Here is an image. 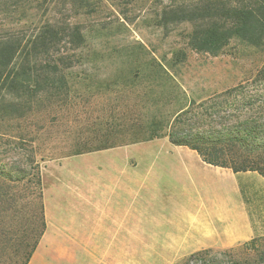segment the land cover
<instances>
[{
  "label": "rangeland",
  "instance_id": "374dc122",
  "mask_svg": "<svg viewBox=\"0 0 264 264\" xmlns=\"http://www.w3.org/2000/svg\"><path fill=\"white\" fill-rule=\"evenodd\" d=\"M209 1L216 0H53L42 9L34 8L30 20L0 16V40L29 39L40 22L55 20L79 25L86 39L80 45L68 33L63 42L67 48L80 46L79 58L71 60L75 67L66 74L68 102L31 119L29 130L35 139L27 151L1 153L0 159L10 165L20 163L37 182L51 162L75 158L70 152L77 144L127 141L133 125L163 118L170 125L174 113L184 106H190L191 113L178 127L188 133L214 136L251 121L259 99L264 98V83H252L264 68V51L238 38L218 55L193 49L189 35L195 22L182 21L179 14L203 15L201 8ZM223 1L229 6L238 2ZM180 52L182 62L175 63ZM155 62L162 63L169 75L158 71ZM43 124L46 129L40 130ZM30 156L33 163L26 165ZM47 176L45 188L49 189L54 178ZM64 177L73 178L69 171ZM37 189L32 183L20 191L27 202L36 204ZM26 212L30 215L35 210ZM37 225L40 229V222ZM259 240L256 246L211 252L205 262L231 264V257L244 260L264 253V237ZM195 264L205 263L198 260Z\"/></svg>",
  "mask_w": 264,
  "mask_h": 264
},
{
  "label": "crops",
  "instance_id": "0c3cea01",
  "mask_svg": "<svg viewBox=\"0 0 264 264\" xmlns=\"http://www.w3.org/2000/svg\"><path fill=\"white\" fill-rule=\"evenodd\" d=\"M180 147L156 139L51 162L46 230L29 264H181L264 237V177Z\"/></svg>",
  "mask_w": 264,
  "mask_h": 264
},
{
  "label": "trees",
  "instance_id": "16d2710c",
  "mask_svg": "<svg viewBox=\"0 0 264 264\" xmlns=\"http://www.w3.org/2000/svg\"><path fill=\"white\" fill-rule=\"evenodd\" d=\"M52 1L0 0V16L4 20H30L34 8L42 9ZM201 11L203 15L191 12L186 17L184 11L179 14L182 21L195 22L189 35L193 49L218 55L232 39L238 38L264 51V0H238L231 6L223 0L209 1ZM33 30L29 39L0 40V154L27 151L26 147L35 139L34 132L29 130L31 119L68 102L70 85L66 74L75 67L71 60L79 58L80 46L67 48L63 42L68 33L80 45L86 40L79 25L60 20L42 21ZM69 52L73 53L70 55ZM181 54L176 56L175 63L182 62ZM153 66L169 75L162 63L155 62ZM252 83H264V68ZM259 101L258 111L251 121L239 122L226 133L201 135L178 127L183 117L191 113V107L184 106L174 113L175 119L170 125L164 118L145 125L137 123L128 132L130 139L127 141L117 143L108 139L101 144L79 143L70 154L80 155L169 137L172 144L197 152L207 164L229 168L235 173L258 172L264 177V98ZM45 129L43 124L40 130ZM27 163H33L31 156L27 157ZM8 164L0 159V264H29L46 230L43 180L39 175L34 182L32 173L20 163ZM32 183L38 188L39 203L36 204L27 202L26 195L20 191L21 186ZM29 208L35 212L28 215L26 210ZM260 241L254 239L244 246H256ZM210 253L193 255L185 264H195L198 260L206 264V256ZM228 263L264 264V253L244 260L231 257ZM217 264H225V261L218 260Z\"/></svg>",
  "mask_w": 264,
  "mask_h": 264
}]
</instances>
